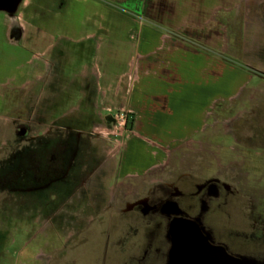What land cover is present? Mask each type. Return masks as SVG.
Returning a JSON list of instances; mask_svg holds the SVG:
<instances>
[{"label": "rangeland", "instance_id": "rangeland-1", "mask_svg": "<svg viewBox=\"0 0 264 264\" xmlns=\"http://www.w3.org/2000/svg\"><path fill=\"white\" fill-rule=\"evenodd\" d=\"M199 2L200 16L187 24L195 29L198 23L199 34L184 37L202 46L203 58L188 57L184 66L190 79L197 78L199 108L210 104L204 126L187 141L161 149L156 167L132 178L119 177L122 150L132 135L131 123L126 130L114 123V115L124 111L98 115L75 92L80 71L89 67L88 51L68 48L43 71L44 82L30 76L32 83L21 89L8 81L21 68L3 48L0 264H180L167 254H136L172 249L171 215L198 224L238 261L264 264V29L234 18L240 0ZM55 142L62 146L58 184L25 198L7 193L15 169L9 162L31 170L26 151ZM131 143L137 157L127 152L124 165L140 167L153 148L140 139ZM217 174L221 184L243 196L219 190L214 198L194 189ZM180 175L189 177L178 180ZM151 183L160 184L148 193ZM168 186L179 196L171 197ZM138 199H149L156 211L121 213Z\"/></svg>", "mask_w": 264, "mask_h": 264}, {"label": "crops", "instance_id": "crops-1", "mask_svg": "<svg viewBox=\"0 0 264 264\" xmlns=\"http://www.w3.org/2000/svg\"><path fill=\"white\" fill-rule=\"evenodd\" d=\"M199 10V0H22L14 13L0 12V57L3 48L12 51L21 69L8 81L22 89L44 82L43 71L68 48L88 51L89 67L80 71L75 92L98 115L129 114L132 135L119 177L132 178L156 167L161 149L204 126L210 104L199 108L197 78L190 79L184 66L188 57L203 58L202 46L184 37L199 34L198 23L195 29L187 25ZM133 139L153 150L145 164L126 168L125 154L137 157Z\"/></svg>", "mask_w": 264, "mask_h": 264}, {"label": "flooded vegetation", "instance_id": "flooded-vegetation-1", "mask_svg": "<svg viewBox=\"0 0 264 264\" xmlns=\"http://www.w3.org/2000/svg\"><path fill=\"white\" fill-rule=\"evenodd\" d=\"M240 3L241 4L238 6V8H236V5L233 8L236 10V17L234 18L237 20V17L240 16V18L248 19V23H251V25L260 24L261 28L264 29V0H240ZM243 4L244 6H242ZM248 29L253 28L250 27ZM240 51L243 52L244 50L240 49ZM237 52L238 50L236 52L233 50L232 54L236 56ZM60 147L62 146L58 142H55V144L44 145L39 149L30 148L29 150H27L26 154H28V158L32 159L33 163V165H31V170L24 169L27 164L21 162H17L15 164L13 163V161H10L9 165L15 166L14 170H10V173L12 174L14 180L12 181L11 186L8 187L7 193H15L25 198L27 195L34 196L35 194H37L36 192L40 190H48L54 188L58 184L60 179H62L59 172L61 163L58 152L61 150ZM50 150L53 151V154L48 155L47 153ZM32 166H34V168H36L37 170L32 169ZM219 175L220 174H217L215 178L209 180L202 186L195 185L194 189L197 192L206 190V193L214 198L219 195V190H223L231 196H243L240 195L238 191L231 192L229 187L221 184L218 180ZM185 177L189 176L180 175L178 180ZM158 184L160 183H151L148 193H150L151 187H153V185ZM168 187L171 188V197L179 196V193L175 188H172L171 186ZM148 201L149 199H146L145 201L141 202L138 199L133 204L125 205L121 213H131L135 209H139L141 214L143 213V215H147L151 212L156 211L157 207L155 205H150ZM96 204L97 203L94 202V204L92 203L88 205V207ZM145 204L148 205V210H146ZM108 208L109 207H106L103 210L105 211ZM255 210L257 211L258 208H255ZM173 212L175 213L176 211L172 210V213ZM169 219L171 232L175 231L173 229L174 226H182L181 228H183L182 231H179V234H181V236L177 237L178 239H180L179 250H175L174 245L172 244V249L168 251H142L136 254H167L169 256L171 255L172 258L174 257L173 254H176L179 257L182 255L183 259H181V262L175 261L176 263L180 264H249L245 263L242 260L238 261L236 258L231 257V255L229 256V254L236 253L227 251L220 245L213 244L210 239L206 235H204L199 226H197L198 224L196 225L193 221L177 215H171ZM92 221L93 220H91L90 222ZM189 224L190 226H192L191 229L195 231V234L190 228H188L187 225ZM171 235H173V233H171ZM176 255L175 257H177Z\"/></svg>", "mask_w": 264, "mask_h": 264}, {"label": "water", "instance_id": "water-1", "mask_svg": "<svg viewBox=\"0 0 264 264\" xmlns=\"http://www.w3.org/2000/svg\"><path fill=\"white\" fill-rule=\"evenodd\" d=\"M22 0H0V12H6V13H9V14H12L16 11L18 5L20 4ZM182 227V226H181ZM180 226L177 227L175 226L174 228V232L172 231L171 233H173L172 237H173V245H174V249L176 250V247H180L179 244H180V239H178L177 237L178 236H181V234H179V231H182L183 228H181ZM178 228V229H177ZM179 241V242H178ZM176 254H173V259L175 261H178V262H181V259L182 258V255L179 257H175ZM176 258V259H175Z\"/></svg>", "mask_w": 264, "mask_h": 264}, {"label": "built area", "instance_id": "built-area-1", "mask_svg": "<svg viewBox=\"0 0 264 264\" xmlns=\"http://www.w3.org/2000/svg\"><path fill=\"white\" fill-rule=\"evenodd\" d=\"M115 125L120 126L124 130L130 125V116L127 112H119L114 115Z\"/></svg>", "mask_w": 264, "mask_h": 264}, {"label": "bare ground", "instance_id": "bare-ground-1", "mask_svg": "<svg viewBox=\"0 0 264 264\" xmlns=\"http://www.w3.org/2000/svg\"><path fill=\"white\" fill-rule=\"evenodd\" d=\"M176 249H178V250H179V247H176Z\"/></svg>", "mask_w": 264, "mask_h": 264}]
</instances>
